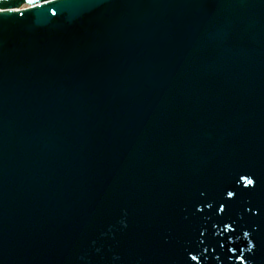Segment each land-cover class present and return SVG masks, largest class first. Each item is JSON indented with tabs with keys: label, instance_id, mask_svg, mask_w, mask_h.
Segmentation results:
<instances>
[{
	"label": "water",
	"instance_id": "95a60500",
	"mask_svg": "<svg viewBox=\"0 0 264 264\" xmlns=\"http://www.w3.org/2000/svg\"><path fill=\"white\" fill-rule=\"evenodd\" d=\"M108 0H0V264H93Z\"/></svg>",
	"mask_w": 264,
	"mask_h": 264
},
{
	"label": "snow or ice",
	"instance_id": "6c2138e0",
	"mask_svg": "<svg viewBox=\"0 0 264 264\" xmlns=\"http://www.w3.org/2000/svg\"><path fill=\"white\" fill-rule=\"evenodd\" d=\"M249 183H251V181H249Z\"/></svg>",
	"mask_w": 264,
	"mask_h": 264
}]
</instances>
